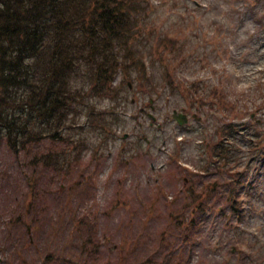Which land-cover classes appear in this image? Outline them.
I'll return each mask as SVG.
<instances>
[{"label": "rangeland", "instance_id": "374dc122", "mask_svg": "<svg viewBox=\"0 0 264 264\" xmlns=\"http://www.w3.org/2000/svg\"><path fill=\"white\" fill-rule=\"evenodd\" d=\"M130 1L136 52L122 49L113 91L69 81L85 121L70 132L87 145L44 136L15 155L0 136V264H264V0ZM182 106L200 119L177 127ZM203 128L215 142L230 134L235 173L154 182L162 140ZM193 143L184 156L198 161Z\"/></svg>", "mask_w": 264, "mask_h": 264}, {"label": "trees", "instance_id": "16d2710c", "mask_svg": "<svg viewBox=\"0 0 264 264\" xmlns=\"http://www.w3.org/2000/svg\"><path fill=\"white\" fill-rule=\"evenodd\" d=\"M133 5L0 0V132L13 153L65 132L80 93L69 84L73 76L89 74L95 86L109 85L117 69L113 45L129 37Z\"/></svg>", "mask_w": 264, "mask_h": 264}, {"label": "bare ground", "instance_id": "6f19581e", "mask_svg": "<svg viewBox=\"0 0 264 264\" xmlns=\"http://www.w3.org/2000/svg\"><path fill=\"white\" fill-rule=\"evenodd\" d=\"M257 69L256 66H248V68L245 69L244 74H242L243 77L250 76L253 72H255Z\"/></svg>", "mask_w": 264, "mask_h": 264}]
</instances>
